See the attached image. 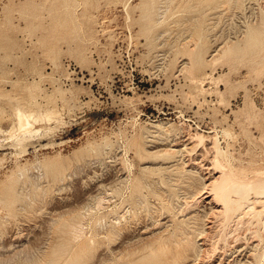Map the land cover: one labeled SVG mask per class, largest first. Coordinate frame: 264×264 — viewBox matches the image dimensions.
<instances>
[{"label": "rangeland", "instance_id": "1", "mask_svg": "<svg viewBox=\"0 0 264 264\" xmlns=\"http://www.w3.org/2000/svg\"><path fill=\"white\" fill-rule=\"evenodd\" d=\"M216 170L264 178V0H0V264H264Z\"/></svg>", "mask_w": 264, "mask_h": 264}, {"label": "bare ground", "instance_id": "2", "mask_svg": "<svg viewBox=\"0 0 264 264\" xmlns=\"http://www.w3.org/2000/svg\"><path fill=\"white\" fill-rule=\"evenodd\" d=\"M248 1V0H247ZM260 3V2H259ZM262 4V3H261ZM258 15V14H257ZM255 17V16H254ZM242 38V37H241ZM230 43V42H229ZM199 63L201 64V60L199 61ZM20 114V113H19ZM18 114V115H19ZM28 115V114H27ZM31 116V115H30ZM24 117H25V115L23 114V115H21L20 114V120H21V122H23V121H26L25 119H24ZM28 117H29V115H28ZM27 118V117H26ZM29 119L27 118V121H28ZM29 122V121H28ZM20 123V122H19ZM23 125V123H20V125ZM24 125H25V122H24ZM26 125H27V122H26ZM224 132H226V130L224 131ZM230 132V131H229ZM228 132V130H227V133H225V134H228L229 133ZM230 134H231V132H230ZM25 136V135H24ZM25 138V137H24ZM203 138V137H202ZM21 140V139H20ZM18 141V140H17ZM24 141H25V139H24ZM213 141V140H212ZM22 142V141H21ZM201 142H203V139L202 140H200V142L199 143H201ZM218 142H219V140H218ZM215 144H216V142H215ZM220 144V143H219ZM19 145V144H18ZM22 145V144H21ZM217 152L216 153H219L220 152V150L219 149H217L216 150ZM226 154V153H225ZM216 155L217 154H215V161H216ZM226 156V155H225ZM211 159V158H210ZM212 160V159H211ZM211 164V163H210ZM213 164V163H212ZM204 165V164H203ZM183 166V165H182ZM181 166V167H182ZM199 167V166H198ZM190 169V168H189ZM196 170H199L200 171V169H196ZM203 171V170H202ZM200 173V172H199ZM213 173V172H212ZM217 173V175L215 176V174ZM204 175V174H203ZM205 176V175H204ZM210 176H212L213 177V180L211 181V182H209V183H206V181H205V183H204V187L205 188H208L209 189V194H210V196L212 197L210 200H209V202H207V203H210L211 205V209L209 210V211H206V210H208L207 208H206V210H205V217L207 218V219H209L210 218V220L212 219V221H213V219H215V222L217 221H220L221 223H219V224H222V226L224 227H222V229H224V230H228L229 231V227H230V223L232 222V221H237V222H235V223H238V225H239V223L240 222H242V224H243V222L245 221V217L247 216V215H249V216H251L250 218L252 219V218H254V219H256V221H258V219H259V216H260V214H261V210L259 209V205L262 203V205L264 204V201H261V200H263L261 197H263L264 196V178H262V179H258L255 183H251L250 181H245V180H238V179H236L234 176H232L231 174H228V173H226L224 170H216V171H214V173L212 174V175H210ZM238 176V175H237ZM202 177V176H201ZM204 178V177H203ZM201 179L202 181L203 180H205V178L204 179ZM208 178V177H207ZM239 178V177H238ZM181 179V178H180ZM208 180V179H207ZM156 189V188H155ZM203 190H205V189H203ZM207 190V189H206ZM7 191H9V190H7ZM201 192H202V190H201ZM9 194H11V192L9 193ZM12 195V194H11ZM195 197V196H194ZM193 198V197H192ZM195 198H197V197H195ZM264 198V197H263ZM102 198H100V200H101ZM7 200H8V198H7ZM186 206V205H185ZM204 206V205H203ZM208 206V205H207ZM264 206V205H263ZM187 208V207H186ZM204 208V207H203ZM185 209V208H184ZM205 209V208H204ZM203 210V209H202ZM201 210V211H202ZM186 211V210H185ZM203 212H204V210H203ZM187 214H188V212H187ZM186 214V215H187ZM198 216V215H197ZM203 216V215H202ZM201 216V217H202ZM204 217V216H203ZM199 218V217H198ZM261 218V217H260ZM249 219V218H248ZM210 220H207V221H210ZM174 221V220H173ZM170 222V221H169ZM217 222H216V224H217ZM245 223V222H244ZM257 223V222H256ZM262 223V222H261ZM174 224V223H173ZM203 224H205V223H203ZM233 224V223H232ZM250 224V223H249ZM258 224V223H257ZM218 225V224H217ZM237 225V226H238ZM241 225V224H240ZM263 225H264V222H263ZM201 226H203V225H201ZM205 226V225H204ZM236 226V227H237ZM244 226V225H243ZM168 227H169V225H168ZM167 227V228H168ZM216 227V226H215ZM234 227V226H233ZM119 228H122V226L121 227H119ZM167 228H165L166 230H168ZM176 228V227H175ZM211 228V226L209 227V229ZM213 228V227H212ZM250 228V227H249ZM118 229V228H117ZM155 229V228H154ZM179 229H180V226H179ZM203 229V228H202ZM207 230V229H205V230H203V234H205V235H203L204 237H208V236H210L211 235V230ZM221 229V230H222ZM79 230V229H78ZM111 230V229H110ZM114 230V229H113ZM197 230V229H196ZM217 230H218V228H217ZM220 230V231H221ZM224 230H223V232H224ZM234 230V229H233ZM119 231V230H118ZM174 231H175V229H174ZM108 232V231H107ZM122 232V231H121ZM199 232V231H198ZM222 232V231H221ZM111 233V232H110ZM113 233V232H112ZM123 233V232H122ZM225 233V232H224ZM227 233V232H226ZM114 234H116L115 232H114ZM181 234V233H180ZM221 234V233H220ZM227 234H229V232L227 233ZM102 235V234H101ZM117 235V234H116ZM201 235H202V233H201ZM200 235V236H201ZM213 235V234H212ZM107 236V235H106ZM105 236V237H106ZM158 237H159V235H157ZM194 236H196V234L194 235ZM203 236L201 237L202 239H204L203 238ZM227 236V235H226ZM174 235L173 234H171L169 237H168V239H165V241H160V239H159V244H158V247H159V249L160 248H163V246H165V248L166 249H168V250H170V252H171V254H170V252H168V254H167V258L165 259V260H163V264H178V263H180V261L183 259V258H185V257H187L189 254H190V252H191V250L193 251V249H192V247H191V245H192V243H191V245H190V243H188V242H185L184 244H181V242H179V240L178 239H174ZM222 237V236H221ZM223 237H225V236H223ZM239 237V236H238ZM164 238V237H163ZM181 238V237H180ZM231 238V237H230ZM237 238V237H236ZM156 239V238H155ZM184 239V238H183ZM183 239H181V240H183ZM229 239V238H228ZM154 240V239H153ZM157 240V239H156ZM162 240H164V239H162ZM185 240V239H184ZM183 240V241H184ZM193 240V239H192ZM223 240V239H222ZM176 242V244H175V246L173 245V242ZM204 241V240H203ZM206 241V240H205ZM228 241V240H227ZM232 241V240H231ZM231 241L230 242H228V243H231ZM236 241V240H235ZM131 242V241H130ZM191 242V241H190ZM193 242V241H192ZM210 242V241H209ZM209 242H208V244H209ZM219 242V241H218ZM224 242V241H223ZM94 244H95V242H93ZM194 243V242H193ZM91 244V243H90ZM195 244H197V243H195ZM151 245V244H150ZM155 245V244H154ZM153 245V246H154ZM203 245H204V243H203ZM211 245V244H210ZM85 246H86V244H85ZM121 246V245H120ZM220 246V245H219ZM83 247V246H82ZM94 247V246H93ZM148 247H150L149 245H148ZM197 247H199L200 248V246L198 245ZM86 248V247H85ZM123 248V247H122ZM152 248V247H151ZM79 249H80V247H79ZM95 249V248H94ZM135 249V248H134ZM206 249H208V247L206 248ZM82 250V254H83V248L81 249ZM92 250V249H91ZM128 250V249H127ZM130 250H133L132 248H130ZM254 250V249H253ZM88 251V250H87ZM120 251V250H119ZM197 251V250H196ZM85 252H86V249H85ZM90 252V251H89ZM125 252H130V251H125ZM132 252V251H131ZM156 252V251H155ZM154 252V253H155ZM160 252H161V250H160ZM91 253V252H90ZM192 253V252H191ZM197 253V252H196ZM76 254V253H75ZM78 254H79V252H78ZM126 254V253H125ZM195 254V253H194ZM193 254V255H194ZM74 255V254H73ZM86 255H88L87 253H86ZM127 255V254H126ZM133 255H134V253H133ZM75 256V255H74ZM121 256V255H120ZM119 256V257H120ZM132 256V255H131ZM130 256V257H131ZM189 256H191V255H189ZM81 257H84V256H81ZM122 257V256H121ZM71 258V257H70ZM86 258V257H85ZM89 258H90V255H89ZM125 258H126V256H125ZM201 258H202V256H201ZM206 258V257H205ZM72 259V258H71ZM119 259H121V258H119ZM83 260H84V258H83ZM83 260L81 261V263L83 262ZM130 260V259H129ZM69 261V260H68ZM184 261V260H183ZM200 261V260H199ZM75 262L76 263H79L80 262V259H77V260H75ZM74 262V263H75ZM85 262H86V260H85ZM222 262V261H221ZM80 263V264H81ZM195 263V262H194ZM222 264V263H221Z\"/></svg>", "mask_w": 264, "mask_h": 264}]
</instances>
